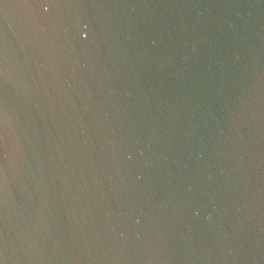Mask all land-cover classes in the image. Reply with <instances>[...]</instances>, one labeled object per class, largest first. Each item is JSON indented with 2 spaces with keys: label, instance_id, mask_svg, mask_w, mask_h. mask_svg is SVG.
I'll return each mask as SVG.
<instances>
[{
  "label": "water",
  "instance_id": "water-1",
  "mask_svg": "<svg viewBox=\"0 0 264 264\" xmlns=\"http://www.w3.org/2000/svg\"><path fill=\"white\" fill-rule=\"evenodd\" d=\"M0 264H264V0H0Z\"/></svg>",
  "mask_w": 264,
  "mask_h": 264
}]
</instances>
